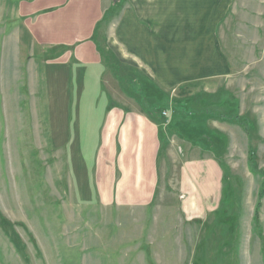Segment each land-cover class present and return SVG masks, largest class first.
Wrapping results in <instances>:
<instances>
[{
	"label": "rangeland",
	"instance_id": "rangeland-1",
	"mask_svg": "<svg viewBox=\"0 0 264 264\" xmlns=\"http://www.w3.org/2000/svg\"><path fill=\"white\" fill-rule=\"evenodd\" d=\"M107 1L96 42L118 79L103 65L95 94L78 103L86 64L75 76L69 60L59 90L43 61L64 51L31 56L19 0H0V264H264V0H226L214 30L225 72L195 73L211 46L194 32L188 74L169 87L155 67L117 56L109 40L126 0ZM211 1L201 7L208 34ZM111 111L157 127L159 178L148 194L127 176L138 197L116 194L114 132L101 170L115 179L107 203L90 187L101 141L85 117Z\"/></svg>",
	"mask_w": 264,
	"mask_h": 264
},
{
	"label": "crops",
	"instance_id": "crops-1",
	"mask_svg": "<svg viewBox=\"0 0 264 264\" xmlns=\"http://www.w3.org/2000/svg\"><path fill=\"white\" fill-rule=\"evenodd\" d=\"M206 1L126 0L117 22L111 28L113 32L110 34L109 43L119 58L135 62L138 60L152 69L155 67L164 79H161V84L169 87L188 74L185 73L188 41L196 32L200 45L201 39L207 36L211 46V57L204 61L202 66L200 64L194 67L195 73L212 74L222 70L225 72L226 60L219 50L214 30L217 18L228 5L226 0L211 1L217 11L210 18L213 22L208 34L205 20L201 19V7ZM109 4L107 0H19L16 6L22 42L26 39L33 48L31 56H42L47 53L46 51L55 49L64 51L63 55L66 56L64 61L59 58L43 61L47 68L44 70V74H47L46 79L53 76L56 82L60 81L59 90L64 86L69 87L70 70L67 65L69 60L75 65L73 69L75 76L82 73L79 63L86 64V73L78 76L80 83L76 93L78 103H83L85 97L88 99L94 95L98 87L103 65L91 38ZM83 80L91 81L93 85L88 86V82L81 83ZM111 112L99 123L94 122L92 116L85 117L87 129L93 132L95 128L96 136L98 134L97 137L101 141L99 154L96 155L95 171L89 178L90 187L95 188L102 202L108 198L107 203L112 202L115 179L110 169L107 168V175L103 176L101 170L104 168L103 162L109 161L105 151H109L108 138L114 132L119 131L117 167L120 173L119 180L115 183L116 194L118 191V196L123 200L125 196L127 199L137 198L138 194L131 190L130 181L131 185L138 181L142 182L149 194V190L154 189L159 178L156 170L159 146L157 127L145 117L133 114L124 118L122 114ZM82 118V115L76 116L74 125ZM129 144L132 145L128 146ZM110 162L113 163V157L110 158ZM137 172L143 179L138 180ZM127 176L130 181H127Z\"/></svg>",
	"mask_w": 264,
	"mask_h": 264
},
{
	"label": "trees",
	"instance_id": "trees-1",
	"mask_svg": "<svg viewBox=\"0 0 264 264\" xmlns=\"http://www.w3.org/2000/svg\"><path fill=\"white\" fill-rule=\"evenodd\" d=\"M106 17H109V15H108V13L105 12V13L103 14V17H102L101 21H100L99 23H97V25H96V27H95V30H94L93 36H92V38H91V41L95 44L96 49H97V52L99 53V55H100V57H101V58H100V59H101V64L104 65L105 68H107V70H111V71L113 70V71H112L113 75H115L116 79H118V77H117V75H116L115 68L113 67V69H112V67H111V69H109L108 65L106 64V63H108V61H107L105 55L103 54V50L100 49L99 44L96 42V40H97V38H98V29H99V26H100V24L106 19ZM235 123H237V121H235ZM220 167H221V166H220ZM226 178H227V177H226V174L224 173V174H223V177H222V184H224V185H228V182H227ZM254 218H255V222H257V219H258L257 212L255 213Z\"/></svg>",
	"mask_w": 264,
	"mask_h": 264
},
{
	"label": "water",
	"instance_id": "water-1",
	"mask_svg": "<svg viewBox=\"0 0 264 264\" xmlns=\"http://www.w3.org/2000/svg\"><path fill=\"white\" fill-rule=\"evenodd\" d=\"M114 1H117V0H114Z\"/></svg>",
	"mask_w": 264,
	"mask_h": 264
},
{
	"label": "bare ground",
	"instance_id": "bare-ground-1",
	"mask_svg": "<svg viewBox=\"0 0 264 264\" xmlns=\"http://www.w3.org/2000/svg\"><path fill=\"white\" fill-rule=\"evenodd\" d=\"M211 181V180H210Z\"/></svg>",
	"mask_w": 264,
	"mask_h": 264
}]
</instances>
